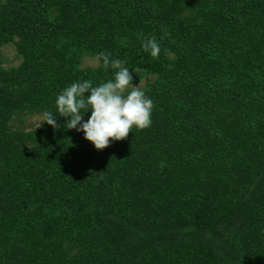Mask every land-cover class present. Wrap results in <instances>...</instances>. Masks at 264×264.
<instances>
[{
	"label": "trees",
	"instance_id": "1",
	"mask_svg": "<svg viewBox=\"0 0 264 264\" xmlns=\"http://www.w3.org/2000/svg\"><path fill=\"white\" fill-rule=\"evenodd\" d=\"M8 43L0 264H264V0H0ZM102 51L132 83L155 77L150 127L103 150L59 114L12 129L55 114L70 83L111 79Z\"/></svg>",
	"mask_w": 264,
	"mask_h": 264
},
{
	"label": "clouds",
	"instance_id": "2",
	"mask_svg": "<svg viewBox=\"0 0 264 264\" xmlns=\"http://www.w3.org/2000/svg\"><path fill=\"white\" fill-rule=\"evenodd\" d=\"M141 47L154 58L161 51L154 38L143 40ZM98 55L104 70H113L112 78L98 84L89 79L70 83L55 97L56 113H43V123L57 128L55 115L59 114L66 118L68 129L82 132L96 150H103L111 142L125 139L133 128L150 127L154 105L139 83L133 85V76L119 59L103 51Z\"/></svg>",
	"mask_w": 264,
	"mask_h": 264
},
{
	"label": "rangeland",
	"instance_id": "3",
	"mask_svg": "<svg viewBox=\"0 0 264 264\" xmlns=\"http://www.w3.org/2000/svg\"><path fill=\"white\" fill-rule=\"evenodd\" d=\"M22 61L20 54L14 43H8L0 47V65L1 67L8 69L16 67ZM98 65V60L92 56H84L82 58L81 67H94ZM154 76H146L139 81L133 83V85L140 84L142 89H145L148 84L154 81ZM43 123V116L41 114H17L11 120V127L14 130L32 131L41 126Z\"/></svg>",
	"mask_w": 264,
	"mask_h": 264
}]
</instances>
